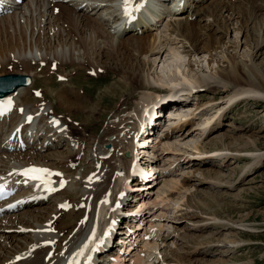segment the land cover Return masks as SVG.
<instances>
[{
    "label": "bare ground",
    "instance_id": "bare-ground-1",
    "mask_svg": "<svg viewBox=\"0 0 264 264\" xmlns=\"http://www.w3.org/2000/svg\"><path fill=\"white\" fill-rule=\"evenodd\" d=\"M6 1H11V3L3 5L0 11V68L8 65L23 66L25 69L23 72L13 73L30 76L31 82L27 86L18 87L14 93L10 92L6 99L12 103V111L9 116L0 118V183L8 189H15L16 192L13 196L18 201L14 208L8 206L10 205L8 202L13 199L0 201V264H123L122 260L126 259L125 255L119 251L115 252L116 249L110 250L114 248L112 239L116 236L115 241L120 243L119 246H124L125 249L128 246L129 250L133 244L131 240L133 235L140 231L142 225L140 216L136 214L126 216V213L129 214L132 211L134 213L138 208L148 203V201L141 203L145 201L146 194L142 190L136 189L150 185L151 181H146L148 178L145 179V177H143L145 182L140 183H137L136 179H131L129 186L125 175L128 171L130 158L119 155L118 152L124 153L126 150L131 152L134 149H141L143 154L147 152L151 155L150 159L145 156L142 158L158 167L157 161H154V150L159 144L149 143L156 138L153 137L155 134L153 131L152 133L149 131L150 133L141 140H139L140 138L137 141L134 140V130L127 126L129 123L135 124V120L129 115L123 116L129 111L125 106H122L120 99V102L118 101L120 104L116 107L113 106L117 93L114 86L109 85L101 98L102 102H108V109L100 108L99 100L96 102L93 100L91 103L79 89L71 84L74 73L60 75H65L66 78L64 84H61V88L57 91L42 88L32 93V88L33 86L34 88L38 87L36 83L39 77H45L46 73H51L49 71L51 66L60 64L63 67L78 66V68H83L91 73L115 69L119 72V84H122L126 94H129L128 88L130 87L133 88V91L138 88L151 89V86L157 83L152 70H154L158 59H163V54L167 56L168 52L176 47L172 46L175 44V40H178V43L182 42L187 55L211 52L214 44L213 37L208 35L205 40L201 34L199 36V32L204 28H209L211 23L207 21L203 28L198 20L203 19L204 21V16H212L215 21L219 19V16L222 19L227 18V15L234 18L236 14L240 16L242 12L235 11L236 5L230 1L227 2V0H209V4L203 7L201 2L207 0H186L179 6L178 11L171 13L170 7L165 5L163 0H153L152 9L149 10L152 15L150 19L141 20L136 16L119 26L116 24L120 11V9L118 10L119 0ZM135 1L131 0L133 5ZM194 9L200 15V19L198 18L197 21L184 15L186 11L193 12ZM90 11L93 14H99L92 16ZM225 12H228L226 16H224ZM133 15L135 16L134 12ZM164 19H166L164 27L170 29V33H167L168 36L166 33H162L166 30L159 29ZM150 29H155L156 32L150 33ZM188 43L190 44L188 47L192 46V48H186ZM263 45L264 38L257 39L252 48L255 52L253 58L258 55L257 52ZM239 46L240 43H236L235 48H239ZM173 52L172 63H176L174 65L179 78L167 84L169 90L173 92H176V88L183 91L199 90L202 85L209 84L208 75H198L189 70V72H185V69L182 70V65L179 64L182 63L181 52L178 49H174ZM228 57L229 68L218 71L226 88L214 85L208 88L212 89L214 93L223 91V89L229 91L227 86L231 85L234 91L228 95L230 104L239 100L243 101L246 98L264 100V75L258 70V67L256 68L254 62L244 68L245 64L237 61L236 56L228 55ZM135 67H138L139 71L135 70ZM182 71L184 73L180 75ZM0 75H4V73L0 71ZM42 90L44 92L43 99L36 96V93ZM157 90L155 89V92H158ZM125 93H122L121 100ZM175 97L181 96L175 95ZM186 101L188 99L166 104L168 112L173 113L169 114L173 117V121L170 122L171 125L167 127L168 129L166 128L167 131L163 133V138H169L174 133L182 131L188 123H193L192 119L197 118L194 111L190 113L184 111V108L190 110L188 108L192 107ZM208 104L210 101L198 105L195 110L201 108L198 113L204 112L203 109H206L204 106ZM58 106H61L63 110H57ZM162 109H160V114ZM119 115L124 118L115 119ZM157 115H159L158 111ZM98 116L113 122L105 127L100 136L95 135L94 132L97 128L94 120H97ZM210 119L211 121L203 122V125L207 123L202 127V135L209 131L206 135L208 136L221 127L222 116H212ZM75 120L77 121L75 122ZM85 125H89L93 131L87 132L83 127ZM80 130H84V132ZM192 131L191 129L190 132H186V135ZM229 135L223 132L217 134L221 140L227 139L230 137ZM123 137L127 139V142ZM138 141H142L140 145L145 142L146 145L137 147L136 143L138 145L140 143ZM161 141L159 142L162 143ZM107 143L112 145L110 149L106 148ZM60 144L62 145L60 146ZM169 146L170 144L167 147ZM204 146L202 140L196 141L193 147L196 150L194 154L209 152L210 155L203 154L206 157L203 160H199L196 156H194V160H189V162L196 161L193 162V167L196 166V171H200L202 174L207 171L212 172L207 168H205L207 171L203 170L202 166L204 165L211 164L221 167L224 160H232L231 158L238 160L241 157V154L238 153H228L230 151L227 150H231L228 147L206 151ZM85 148L86 150H84ZM225 150L227 152H224ZM81 151L86 154L85 157L79 155ZM245 154V157H253V162L251 161L248 165L249 170L251 169L249 167L257 166L264 158V151L251 150L245 151ZM88 163L91 164L86 166ZM82 166L85 168L80 177L76 175V169ZM30 168L49 170L52 174L46 179L50 183L45 184L43 181L33 180L30 176L24 175ZM56 173L61 175H56ZM140 173L143 176L147 175L143 171ZM61 179L65 181L64 187H60ZM31 180L43 183L46 188L45 194L32 192L30 190ZM167 182L169 185L165 182V186L168 185L179 191L189 188L186 187L187 184L180 183L179 178L167 179ZM198 183L204 185L206 181L200 179ZM207 183L209 186L211 184L213 186L222 185L220 180H209ZM73 187L76 188L75 192ZM50 189L52 193L48 195L47 190ZM21 190H25V192L19 193ZM165 192L162 190L157 194V197L162 201L166 200V196L162 195ZM35 193L39 194L35 195ZM70 194L73 196L71 197ZM135 199L139 201L134 202ZM65 203L69 206L66 211L61 207ZM194 216L196 217L191 214L190 217ZM124 217L126 218L125 223L121 227L116 226L118 219ZM213 219L218 220L217 217H213ZM191 224L193 226L190 228L188 223L183 227V233H180V228L177 226L173 233L164 235L157 233L155 234L157 238L152 240L148 238L149 233L146 230L154 227V223L151 221L149 227H145L144 231L146 232H143V239H148L145 246L160 252L159 239H161V245L167 243L168 246V242L171 240L172 243L179 246L180 234L186 238V243L182 239L180 244L182 253L178 249L180 246L177 249H168L167 247L164 249L163 255L161 254L162 258L158 263L195 264L189 255L199 253L201 247L197 246L200 243L208 242L205 240L202 242L193 241L199 235L186 234L204 230L213 222L204 218L201 221L194 220ZM226 225L215 227H229L234 231L238 230V227ZM162 227L164 224H161ZM154 228H151L150 232ZM110 235L112 237L109 239ZM145 236L147 237L145 238ZM107 239H109V244L106 243ZM190 242L198 243H193L195 247L192 252L189 247ZM235 243V239L225 238L224 245L233 246ZM121 248L123 247H120L119 250ZM207 251H210V254L214 253L213 250ZM142 252L141 249L132 258L130 257V263L147 264L146 257ZM219 254L224 255V251ZM224 261L222 257H219L212 262L224 264Z\"/></svg>",
    "mask_w": 264,
    "mask_h": 264
},
{
    "label": "rangeland",
    "instance_id": "rangeland-1",
    "mask_svg": "<svg viewBox=\"0 0 264 264\" xmlns=\"http://www.w3.org/2000/svg\"><path fill=\"white\" fill-rule=\"evenodd\" d=\"M228 1L236 5L235 11L242 12L240 16L236 14L233 18V16L231 17V15H227L228 12H225L224 16L227 15V18L222 19L219 16V19L215 21L212 16H204L205 20L203 21V19H200V15H198V11L196 9H194L193 12L186 11V14H184L194 21H197L199 18L200 20H198V23H201L203 28L204 24H207V21L211 23L209 28H204L201 32H199V36L201 34L203 38L205 37V40L208 38V35L213 37L214 44L211 52L187 55L184 51L185 47H183L182 42L178 43V40H175V44L172 45L176 46L174 49H178V51L181 52V61L183 64H179L182 65V70L185 69V72L191 71V73H196L198 75H208L209 84L202 85L200 89L196 91V96H194V98H188V101H186V103L192 105V107L188 108L190 110H186V108H184V111L189 113L194 111L197 118L192 119L191 121H193V123H188L182 131L174 133L169 138H163V133L167 131V127L171 125V123H168L167 125L165 124L164 118L166 115L163 117H159L160 114L157 115L158 120L160 119L161 121H159V124L155 128V131L157 132H155V136L153 137L156 138L153 142L149 143L152 145L154 143L157 145L159 144L154 150V161H157L158 167L156 166L155 168L157 169L156 172L149 171L148 173H145V175L147 174L146 176L151 179L149 180L148 178L146 181H151V184L142 189V191L146 194V199L141 203H145L147 201L148 203L141 207L142 209L138 208L137 211L139 212L134 209L136 212L133 213L132 211L129 214L126 213V216H131V214L140 216V224L142 227H140V231L133 235L131 239L133 244H131L129 249L134 248L130 253H125L129 252L127 251L128 246L126 249L124 246H119L120 243H118L117 240L115 241L116 238H114L113 241L114 248L110 249H116L115 252L119 251L122 252V254H125L124 258L126 257V259L123 260V264H131V260L129 258L133 253L136 254L137 251L134 252L136 249L143 250L142 253L146 257L148 262L147 264H162V262L158 263V261L162 258L164 249L167 247L168 249H177L180 246L178 249L181 250V241L183 239L186 243V238L180 234L181 238L178 240L179 246L172 243L171 240L168 242V246L167 243L165 245H161V239H159V247L161 248L160 252L159 250L150 249L145 246L148 239H143V232L147 231L149 233L148 238H150V240L154 238L156 239L157 235L155 234L157 233L158 235L173 233L175 227L177 226L180 228V233H183V227L187 226V223L190 224V228L193 226L191 223L194 220L201 221L204 218L208 219L209 222H213V224L208 225L204 230L196 231L195 233H193L194 231L187 232L186 234L188 235L192 233L196 236L199 235V237L197 239L195 238L196 240L193 241L202 242L205 240L208 242L205 244L200 243V245L197 246L201 247L199 253L189 255L195 264H211L213 260H217L219 257H222L225 260L224 264H264V158L257 166L255 165V167H249L251 168L249 170L248 165L253 160V157L244 156L246 155L245 151H264V100H251V98H246L243 101L239 100L230 104L228 95L234 91V88L229 85L227 86L229 91L224 90L226 88L225 83L220 79L218 73L220 69L229 68V55L236 56L237 61L243 62L242 64H245L244 68L249 67L254 62L253 64L256 68L258 67V70H260L264 75V45L260 51L257 52L258 55H255L254 58L253 53L255 54V52L252 49L257 39L259 40L260 38H264V0H227V2ZM209 2V0L201 2V6H206ZM150 3L153 6V0H150ZM90 14H92V16H97L99 13L93 14L90 11ZM204 14L205 12L203 15ZM165 21L166 19H164L162 25L159 26V29L166 30V32L162 31V33H166V36H168L167 33H170V29L164 27ZM149 32L154 33L156 30L150 29ZM236 43H240L239 48H235ZM188 46H190L189 43L186 48H192V46ZM174 49L172 48L170 52H168L167 56L163 54V59H158L155 64L152 74L156 78L157 83H154L151 86V89L138 88L133 91V88L130 87L128 88V90H130L129 94H126L125 89L121 86L122 84H119V72L115 71V69H112V71L91 73L87 72L85 69L83 70V68H78V66L74 67L72 65L63 67L59 64L58 66H51L49 69L51 73H46L47 75L45 74V77H39L36 83L38 87L34 88L33 86L31 92L35 93L42 88L54 89L57 91V89L61 88V84H64L63 82L66 78L65 75H60L64 73H74L72 75L71 84H73L75 88L79 89L80 92L91 101V103L93 100H95V102L99 100V107H105L108 109V102H102L101 98L104 90L110 85L114 86L115 91L117 92L116 98L113 101V106L116 107L121 101L122 106H125L129 111L123 115L124 117H127L133 110L138 114V109L141 105L152 101L151 99L156 97L155 89H158L157 91L168 89L169 85L167 84H170L169 82L175 81L179 78V74L174 65L175 62L172 63L173 60L171 58L173 56ZM226 55L227 57H225ZM130 65H127V67H130ZM136 69L139 71L138 67H135V70ZM23 70H25L24 67L20 65H8L0 68L1 73L4 74L13 72L21 73ZM181 73L184 72H180V75ZM186 75L189 74L186 73ZM31 85L30 87H32ZM212 85L224 87V89L223 91H216L213 93L212 89L210 90L208 88ZM39 93L40 95L36 96L43 99V90L39 91ZM122 93H125V95H123L125 99L123 98V100H121ZM91 97H93L92 100ZM208 101H210V104L204 106L206 107V109H203L204 112L198 113L201 108L195 110L198 105ZM57 103L58 101L56 104ZM207 108L209 109L207 110ZM160 109L163 110L164 114V112H166L164 109L168 108H166V104H163ZM57 110H63V108L58 106ZM123 116L119 115L115 119L124 118ZM212 116H222L223 120H221V127H219L218 131H215L212 134L210 133L208 136L206 135L209 131L202 135V127H204L207 123L206 122L205 125H203V122L211 121L210 117ZM97 118V120H94V124H96L95 127H97L94 132L95 135L100 136L105 127L113 122L105 117L99 118L98 116ZM76 121L77 120H75V122ZM83 127L89 133L93 131L89 125H85ZM191 129L193 130L192 133L186 135V132H190ZM80 131L84 132V130ZM221 132L230 134V137L221 140L220 137L217 136V134ZM142 138L140 137V139ZM123 139L127 142L125 137H123ZM160 140H162V143L159 142ZM198 140H202L203 146L205 145L204 150L206 151L219 150L220 148L228 147L231 149L227 150L230 151L228 153H238L241 154V157L238 160L234 158H231L232 160H224L221 167L211 164L204 165L202 166L203 170L207 168L212 170V172L210 173L205 170L207 172L202 174L200 171H196V166L193 167V164L196 161L189 162V160L195 159L194 155L197 153L194 154L196 150L193 147ZM165 141L166 143L164 144ZM107 144L110 145V148L112 147L110 143ZM168 144H170L169 147H167ZM61 145L62 144H60V146ZM136 146H138V143H136ZM142 146L144 145H141V147ZM60 150H63V148H60ZM84 150H86V148ZM126 151L130 152L129 150ZM227 151L225 150L224 152ZM140 152L143 151L141 150ZM121 153L122 152H118L119 155ZM203 154L206 156L210 155L209 152L199 154L202 155L201 158H198L199 160L206 158ZM79 155L81 157H85L86 154L81 151ZM213 156L216 157V155ZM146 158L149 159V157ZM90 164L91 163H88L86 166H89ZM84 168L85 167L82 166L79 169H76V175L81 177L82 170ZM166 178L169 180L172 178H179V182L187 184L188 186L186 185V187L189 188L181 189V191L173 187L170 188L168 186L169 182H167ZM200 179H204L206 183H204V185H199L198 180ZM209 180H220L222 185L213 186L211 184V186H209L207 183ZM165 182L168 183L167 186L164 185ZM162 190L166 191L165 194H162L163 196H166V200L164 201L157 197L158 192H161ZM73 191H76L75 187H73ZM70 196L72 197L73 195L70 194ZM132 200L134 199L132 198ZM135 200L136 201L134 202L139 201L138 199ZM179 209L180 211H177ZM191 214L196 215V217H190ZM213 217H217L218 220L213 219ZM125 219V217L118 219L116 226L121 227L123 223H125ZM151 221L154 223L155 228H148ZM222 223L227 224L226 226L232 225L238 227V230L234 231L231 228L229 229V227H215L223 225ZM161 224H164V227L161 228ZM145 227L148 228L146 231H144ZM151 228H154L152 232H150V230H152ZM140 234H143V236H139ZM146 237L147 236H145V238ZM227 237L235 239L236 243L233 246L224 245L225 238ZM190 241L192 240L190 239ZM196 242H190L191 246L189 244V247L191 252L193 247H195L194 244ZM120 247H123L125 251L122 248L119 250ZM207 250H213L214 253L210 254L211 252ZM223 251L224 255L222 254L221 256L219 252ZM182 252L183 251L181 250V253ZM112 254H114V252H112ZM99 262L102 263V261ZM212 264L214 263L212 262Z\"/></svg>",
    "mask_w": 264,
    "mask_h": 264
},
{
    "label": "water",
    "instance_id": "water-1",
    "mask_svg": "<svg viewBox=\"0 0 264 264\" xmlns=\"http://www.w3.org/2000/svg\"><path fill=\"white\" fill-rule=\"evenodd\" d=\"M31 82V77L24 74L7 73L0 75V99L15 92L20 86H27Z\"/></svg>",
    "mask_w": 264,
    "mask_h": 264
},
{
    "label": "snow or ice",
    "instance_id": "snow-or-ice-1",
    "mask_svg": "<svg viewBox=\"0 0 264 264\" xmlns=\"http://www.w3.org/2000/svg\"><path fill=\"white\" fill-rule=\"evenodd\" d=\"M130 3H131V0H124L125 14L126 15H131L130 10H129ZM134 10H138V8H136ZM36 95H40V93L37 92ZM9 103H10V101H9ZM29 119H31V117H29ZM51 174L52 173L47 169H37V168H30L24 173V175L30 176L31 179L43 181L45 184L50 183V181H48L46 179V177L51 175ZM56 175H61V174L56 173ZM64 185H65V181L63 179H61L60 187H64ZM61 207H64V205H61Z\"/></svg>",
    "mask_w": 264,
    "mask_h": 264
}]
</instances>
